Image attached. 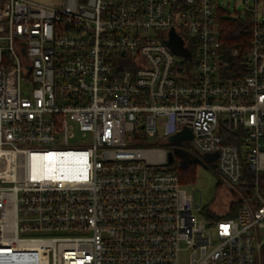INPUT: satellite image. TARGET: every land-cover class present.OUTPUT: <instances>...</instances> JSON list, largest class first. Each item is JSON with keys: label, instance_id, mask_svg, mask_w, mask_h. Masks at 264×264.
I'll use <instances>...</instances> for the list:
<instances>
[{"label": "built area", "instance_id": "obj_1", "mask_svg": "<svg viewBox=\"0 0 264 264\" xmlns=\"http://www.w3.org/2000/svg\"><path fill=\"white\" fill-rule=\"evenodd\" d=\"M244 1L234 72L215 0H0V264H262L263 0ZM185 129L229 195L213 219L156 148Z\"/></svg>", "mask_w": 264, "mask_h": 264}, {"label": "rangeland", "instance_id": "obj_2", "mask_svg": "<svg viewBox=\"0 0 264 264\" xmlns=\"http://www.w3.org/2000/svg\"><path fill=\"white\" fill-rule=\"evenodd\" d=\"M38 3L47 6H54L58 3V0H33ZM215 7H219L220 11H225L223 17H232L238 19L240 17L241 20L245 21L247 19V14L250 12H254V7L252 4L246 5L244 0H215ZM258 21L260 24H264V0L259 4V15ZM81 139L77 138L74 141L70 142V146H78L80 145ZM156 148L164 149L169 152H173L175 156V161L173 166H175L181 173L192 168L195 169L196 178L194 182H188L185 180L183 183L186 185L188 191L195 192V198L197 204H201L202 207L208 208L209 212L212 210L216 212H223L226 204L227 192L221 191L224 186L220 184V180L216 173L209 169L210 164L204 156L197 154L196 152L190 153L193 157L192 164L187 161L185 158L180 157L178 154L179 149H183L185 151L191 150L190 143L183 144V147L180 148L174 144L160 145ZM196 163V164H195ZM188 167V168H187ZM229 194V193H228ZM232 207L236 205L238 201V192L232 191L231 194ZM232 210V209H231ZM214 214V213H212ZM211 215V213H210Z\"/></svg>", "mask_w": 264, "mask_h": 264}, {"label": "trees", "instance_id": "obj_3", "mask_svg": "<svg viewBox=\"0 0 264 264\" xmlns=\"http://www.w3.org/2000/svg\"><path fill=\"white\" fill-rule=\"evenodd\" d=\"M226 14L225 11L219 12V24L221 30V43H222V53L224 54V60L230 63L234 72H237L238 67H241L245 62L252 48L251 39V29H252V19L249 14H247V19L245 21L232 17H223ZM234 50L238 51L237 56H233ZM244 71V69H243ZM246 73V70L244 71ZM240 76V75H239ZM236 78V76H232ZM228 143H238L235 135L225 134ZM167 145V144H165ZM196 178L195 169H188L183 173H180V179L182 183L186 180L188 182H194ZM255 180V176L250 174L248 170L245 172L243 183H246L244 187L250 194L252 192L251 185ZM261 185L264 188V177L260 179ZM185 183V182H184ZM237 208L236 205L233 206V211ZM206 214L209 218L213 219L216 216L210 215L208 208H206ZM262 264H264V248L262 250Z\"/></svg>", "mask_w": 264, "mask_h": 264}, {"label": "water", "instance_id": "obj_4", "mask_svg": "<svg viewBox=\"0 0 264 264\" xmlns=\"http://www.w3.org/2000/svg\"><path fill=\"white\" fill-rule=\"evenodd\" d=\"M181 46H182V42L179 40V38L177 37V35L174 32H172L170 34V47L172 48V50L176 54H178V55H185V52L181 50ZM191 139H192V133H191V131L188 130V129H185L182 133L177 134V135L171 137L169 139V142L171 144L177 145L179 147L184 142H186L188 140H191ZM176 154H178L182 158H185L187 161H189L192 164L193 157H192V155L189 152H187V151H185L183 149H179ZM174 159H175L174 153L173 152H170L168 154V162H169V164H172L174 162ZM206 159H208L209 161H214L216 159V155L215 156H206Z\"/></svg>", "mask_w": 264, "mask_h": 264}, {"label": "flooded vegetation", "instance_id": "obj_5", "mask_svg": "<svg viewBox=\"0 0 264 264\" xmlns=\"http://www.w3.org/2000/svg\"><path fill=\"white\" fill-rule=\"evenodd\" d=\"M179 147L182 148L183 147V144L181 146H179Z\"/></svg>", "mask_w": 264, "mask_h": 264}, {"label": "bare ground", "instance_id": "obj_6", "mask_svg": "<svg viewBox=\"0 0 264 264\" xmlns=\"http://www.w3.org/2000/svg\"><path fill=\"white\" fill-rule=\"evenodd\" d=\"M48 161H51V160H48ZM52 162H53V160H52ZM48 164H49V162H48Z\"/></svg>", "mask_w": 264, "mask_h": 264}]
</instances>
